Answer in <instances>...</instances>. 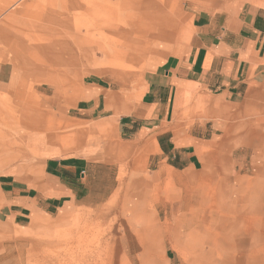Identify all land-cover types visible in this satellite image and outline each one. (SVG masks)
<instances>
[{"label":"rangeland","instance_id":"obj_1","mask_svg":"<svg viewBox=\"0 0 264 264\" xmlns=\"http://www.w3.org/2000/svg\"><path fill=\"white\" fill-rule=\"evenodd\" d=\"M148 1L140 5L144 0H135L133 7H146L141 21L150 26L152 35L147 34L142 46L129 49L128 61L112 52L126 44L124 35L132 30L131 22L138 20L125 15L117 0H0V64L10 62L17 71L12 82L15 84L0 90V172L25 156L27 133L30 137L29 132H33V137L39 139L64 138L58 133L68 131L69 125L59 114V101L71 98L83 73L105 76L130 100L150 57L172 52L187 40L190 30L182 11L184 0ZM87 3L93 4L90 6L95 11H111L105 14L109 18L120 14V22L115 20L116 28L88 35L86 26L92 31L91 21L99 16L92 18L88 14ZM147 39L158 43L148 50ZM96 42L105 52L97 49ZM135 43L133 40L131 44ZM133 50L138 54L134 56ZM189 88L177 102L175 125L195 126L209 117L208 99L200 98L198 89ZM248 128L259 131L250 133L254 142L264 141V117H249ZM210 150L214 148L205 147L207 153ZM261 152L257 147L221 150L216 167L207 159L204 170L193 173L170 168L158 172L153 164L142 165V160L129 159L121 164L123 175H119V182L115 181L110 196L72 208L56 218L40 220L34 230L17 234L24 240L0 234V264H77L68 259L79 256V244H86L80 247L87 255L95 252L97 260L89 258V264H194V255L202 251V245L195 240L215 235L221 224L217 242L223 247L216 258H226L223 264H257L264 260V252L258 253L264 246L248 243L251 223L247 214H240V198L241 193L253 196L260 188L264 209ZM216 168L217 172H213ZM141 176L149 182L151 196L146 195L144 206L138 209L133 204L140 199V190L134 181ZM194 185L200 187L196 192ZM224 185L229 187L227 191ZM127 193L132 196L123 197ZM204 193L218 198L204 197ZM210 202L211 207L207 206ZM220 202L217 214L223 222L209 225L210 209L218 210ZM182 205L185 209L180 213ZM201 214L204 229L194 226ZM184 216L194 225L177 228ZM256 217L260 218L256 226L264 234V211ZM152 218L169 230L161 243L153 242L157 237L152 238V232L144 227V222L149 226ZM173 230H180L184 236L177 240Z\"/></svg>","mask_w":264,"mask_h":264},{"label":"crops","instance_id":"obj_2","mask_svg":"<svg viewBox=\"0 0 264 264\" xmlns=\"http://www.w3.org/2000/svg\"><path fill=\"white\" fill-rule=\"evenodd\" d=\"M182 11L190 30L187 40L172 52L150 57L134 98L127 99L103 75L83 73L71 98L59 101V114L69 125L58 133L64 138L27 133L25 156L0 172L3 237L24 240L17 234L34 230L40 220L110 196L123 175L121 164L129 159L153 164L158 172L193 173L204 170L207 159L216 167L221 150L257 147L264 155V141L250 137L259 131L248 128L249 117H264V0H184ZM157 41L147 39L148 50ZM130 56L122 58L130 61ZM15 72L10 62L0 64V90L15 84ZM189 87L208 99L209 117L195 126L175 125L177 102ZM205 147L214 150L207 153ZM134 183L140 199L133 205L139 209L151 196L150 184L142 176ZM258 189L255 196L241 193L240 212L251 223L248 243L264 246L256 226V214L264 211ZM144 227H149L146 222Z\"/></svg>","mask_w":264,"mask_h":264},{"label":"bare ground","instance_id":"obj_3","mask_svg":"<svg viewBox=\"0 0 264 264\" xmlns=\"http://www.w3.org/2000/svg\"><path fill=\"white\" fill-rule=\"evenodd\" d=\"M133 1H135V0H117V2L119 3L120 7L123 8L124 14L127 15L129 18H133V19H136L137 18L138 23L131 22V24L133 26L132 30L128 34L125 33V35H124L125 40H126V35H127L126 44L122 43L121 46H120V48L114 49L113 52H112L113 54L121 55V56L124 55L125 56L126 54H129V49H133L135 46L136 47L142 46L143 45V42L145 43V38H147L148 26L145 25L141 21L142 18H143V14H142L143 13V10L146 7L142 8V7L139 6V7H135V8H137V9H135L133 7L134 6ZM145 3H146V0H144V3L142 2V3H139V4L140 5H143ZM87 5H89V8L87 6V12H88V14H90V16L92 18H96L97 15L99 16L98 18H96V21H94V20L91 21V23H92L91 25L94 28L92 31H91V29L89 27L86 26V31H87V34L88 35L92 36V35L95 34L94 32H97L98 34H100L102 32H105L106 30L112 32L116 28V26H115V20L117 19V21L120 22V17H119V16H121L120 14L119 15H114L115 18H112L111 17L112 15H109L110 16V18H109V17L105 16V14H109V13H111V11L107 12V11L101 10V8H100V10L95 11L91 7V6H94L93 4L87 3ZM100 12L102 14H100ZM103 13H104V15H103ZM138 16H140V17L138 18ZM132 39L134 41H138V43H136L135 45H132L131 44L132 41H133ZM91 42H92L91 44H94L95 41L92 40ZM95 44L97 45V49H99L102 52H105L104 48L99 43L96 42ZM210 204H211V202H210ZM221 205L222 204L220 202L219 205H218V207H217L218 210H216V211H213V210L210 209V221H209V225H213V224H215L216 222H219V221H220V224H221V222H223V220H221V217L217 214V212L219 211V208H221ZM207 206H209V205H207ZM238 212H239V209H238ZM242 213H240V214H242ZM181 215H183V214H181ZM201 215H203V214H201ZM213 215H215V217ZM184 217L185 218H184L183 222L181 224L179 223L180 225L177 226V228L180 227V228H183V229H187L191 225H194V223H192L191 220H189V217L188 218H187V216H184ZM201 217H203V216H199L198 223H197V225L195 224L194 226L203 228L204 224L202 223V218ZM212 222H214V223L212 224ZM148 229L152 232L151 233L153 235L152 238H156L157 237L156 240L155 239H152V241L153 242H160V243L164 241V237H165L166 231H169L167 229H164L161 224H158L157 222H155V220H153V218L151 219V221L149 223ZM218 229H219V231H216V234L213 235V236H205V235L204 236H199L195 240V241H198V244H201L202 245V251L199 252V253H197L196 256L194 255V257H193L194 264H223V262L226 261V258H224L223 260H218L217 259L218 256L216 258V255L219 254L220 251H222V247H223V245H222V247H220L219 244H218V242H217V237L219 236L221 229H223V224H221ZM172 235H174L177 240L179 239V237H183L184 236L183 233L180 230H175V232L173 230L172 231ZM259 235H260V233H259ZM192 236L193 235H190V238H193ZM234 244H236V243H234ZM81 245H84L85 247H87L86 244H79V245H77L76 249L78 251L77 253H78L79 256L70 257L68 259V261H70V262L76 261L77 264L78 263L79 264H89V260H88L89 258H93L94 260H97V257L95 256V252L92 251L93 253L91 252L90 254L87 255L85 253V251L82 250L83 248L80 247ZM226 245H228V244H226ZM263 250H264V247L258 249V253H260L261 251L264 252ZM219 259H220V257H219ZM257 264H264V260L260 261L259 263L257 262Z\"/></svg>","mask_w":264,"mask_h":264}]
</instances>
